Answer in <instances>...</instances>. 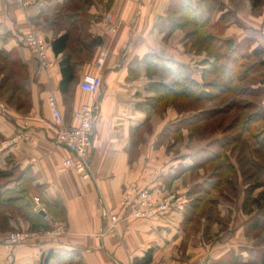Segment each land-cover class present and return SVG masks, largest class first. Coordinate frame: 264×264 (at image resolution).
Instances as JSON below:
<instances>
[{"label": "crops", "instance_id": "obj_1", "mask_svg": "<svg viewBox=\"0 0 264 264\" xmlns=\"http://www.w3.org/2000/svg\"><path fill=\"white\" fill-rule=\"evenodd\" d=\"M221 1L224 9L216 12L215 19L223 12L230 15L222 22L218 38L235 44L250 39L251 48L264 49V1L259 13V4L253 7L250 0H241L237 6L231 0ZM22 2L0 0V98L9 112L0 113V264H52L60 252L75 255L79 264H141L146 254L151 255L147 264H192L197 260L258 264L263 240L257 232L264 217L258 208L261 197L257 188L245 196L241 190L232 202L227 191L232 186H222L210 194L215 201L211 211L201 214L200 207L192 218H185L196 191L213 178L210 159L221 132L198 138L189 137V130L181 128L179 138L166 135L168 125L192 119L197 111L178 112L169 106L147 119L139 106L154 95L148 89L151 83L160 81L148 76L145 55L182 63L197 81L209 67L210 58L206 63L204 54L189 51L182 30L169 28L167 16L179 6V0ZM108 11L118 23L114 35L104 29ZM32 26L45 35L53 62L48 69L39 67L25 45L24 36ZM62 34L68 35L67 47L56 55L51 42ZM102 51L104 61L97 68ZM64 56L75 63L68 102L59 89V63ZM193 64L196 75L189 70ZM86 74L99 79L93 94L78 87ZM174 81V75L162 80L165 85ZM257 85L263 93L259 107L264 108V83ZM49 96L55 98L68 124L75 123L73 113L82 105L92 99L96 103L89 180L61 164L70 153L50 128ZM24 123L31 139L13 141ZM144 189L153 198L174 194L176 200L164 213L147 219L129 217L122 209L123 193L136 195ZM33 197L41 199V213L33 210ZM106 213L119 216L114 228ZM57 223L64 226V233H47L18 244L12 249V260H7L1 240L9 231H46ZM49 251L52 255L46 258Z\"/></svg>", "mask_w": 264, "mask_h": 264}, {"label": "trees", "instance_id": "obj_2", "mask_svg": "<svg viewBox=\"0 0 264 264\" xmlns=\"http://www.w3.org/2000/svg\"><path fill=\"white\" fill-rule=\"evenodd\" d=\"M251 3L254 7L255 1ZM223 9V5L218 2L215 11H223ZM228 14V11L223 12L216 20H212L213 15L210 12L200 11L189 3H179V6L167 16L169 28H179L184 32L190 44V52L197 55L204 54L206 63L210 58L209 67L201 71L198 81L191 77L182 63L154 54H147L144 58L148 76H156L160 80L151 83L148 88L154 95L139 105L146 113L147 119L153 113L161 114L169 106L178 112L197 111L196 115L191 116L192 119L166 127V135L170 134L176 138H179L181 128L189 130V137L207 138L214 129L221 127L222 137L210 159L213 178L206 187L196 191L191 201L190 213H185L187 220L192 218L200 207L201 214L211 211L215 201L210 199V194L219 191L222 186H232L237 176V169L230 158L232 148L229 144L238 136L234 135L230 138L225 132H232L235 129L236 132L252 133L255 124L262 120L264 115L260 107L258 110L246 112L251 104L250 101L238 103L242 96L254 97L261 91L259 85H255L264 83V77L255 82L257 80L255 76L258 68H263L261 73L264 74V59H261L264 49L259 46L251 48L250 39H243L235 44L232 40L218 38L217 34L223 27L222 22L228 18ZM67 43V34L58 36L51 42L53 52L56 55L64 53ZM252 58L255 60L250 62ZM59 64L61 71L59 89L64 102H68L71 96V84L75 78V63L70 56H64ZM169 75H174L175 81L171 85H165L162 80ZM206 102H217L220 105L205 108ZM231 112H234L231 121L222 126L225 116ZM247 202L251 203L253 200L247 199ZM256 226L253 225L252 228ZM261 229L264 230V225ZM50 255H52L51 251L46 254V258ZM150 259L151 255L146 254L139 262L147 264ZM257 261L258 264H264V253L258 254ZM52 264L79 263L75 255L60 252L54 255Z\"/></svg>", "mask_w": 264, "mask_h": 264}, {"label": "built area", "instance_id": "obj_3", "mask_svg": "<svg viewBox=\"0 0 264 264\" xmlns=\"http://www.w3.org/2000/svg\"><path fill=\"white\" fill-rule=\"evenodd\" d=\"M30 0H23L22 4L27 5ZM104 29L114 35L118 29V23L114 20L112 12L108 11L104 15ZM27 49L37 60L41 69H48L53 62L47 54V42L43 30L37 26H32L24 36ZM105 51H102L97 60L96 67L100 68L104 61ZM99 79L96 75L86 74L78 83V87L89 93L96 92ZM50 109V128L55 133L57 140L62 143L69 151L70 155L62 159L61 164L65 168L73 169L84 180L92 178L90 167V155L93 144V133L95 128V109L96 103L92 99L82 105L73 113L75 123L68 124L64 121L59 110L58 104L53 96L47 99ZM0 113L9 114L6 102L0 98ZM31 139V131L27 123H24L15 133L13 141H26ZM174 194H170L162 199L153 198L146 189L132 195L130 191H125L122 196V209L126 210L127 215L132 218L147 219L153 215L164 213L170 206L171 201H175ZM32 208L36 212L43 210V203L39 197H33ZM110 227L114 228L119 216L106 213ZM64 233L63 225L52 224V229L41 230H14L9 231L1 240L2 245L7 249V260H12V249L21 243H29L35 238L47 233ZM192 264H204L202 260H197Z\"/></svg>", "mask_w": 264, "mask_h": 264}, {"label": "rangeland", "instance_id": "obj_4", "mask_svg": "<svg viewBox=\"0 0 264 264\" xmlns=\"http://www.w3.org/2000/svg\"><path fill=\"white\" fill-rule=\"evenodd\" d=\"M240 1L241 0H231L232 4L233 5L235 4L234 6H237V4L240 3ZM250 1H253V0H250ZM254 1H255V6L259 4L258 13L261 12L262 11L261 7H262L264 0H254ZM218 2L221 3L224 7V4L222 3L221 0H199V1L198 0L197 1L179 0V3H189L192 6H195V8L200 11H204L205 13L210 12L213 15L212 20H216L215 16H216V12L218 11H215V9L216 7H218ZM256 12L257 11H255L254 13ZM184 49H185L184 51H186V54H188L186 50V46ZM191 60L192 59H190L189 61ZM253 60L255 59L254 58L250 59V62ZM194 64L193 66L189 67V70H191L193 75H196L197 71L195 70L196 67L194 66ZM262 69L263 68L257 69L256 71L257 75L255 76L257 80L256 81L254 80L255 82H258V79L264 77V74L261 73ZM243 101H250L251 103L250 106L247 107L246 112L258 110L259 109L258 107L261 105V102L263 101V93L259 92L254 97L252 96L247 97L246 95L242 96V98L239 99L238 103L243 104L244 103ZM215 105H220V104H218L217 102H206L204 104L205 108H211V107H214ZM261 108L262 107H260V109ZM187 112H191V110ZM261 112L264 113V108H262ZM233 114L234 112H231L225 116L224 123H222V126L227 125L231 121ZM262 118L263 119L261 121L255 124L252 130L254 132L252 133H250L249 131L236 132L235 129H233L232 132L226 131L225 133L227 137L230 136V138L233 137L234 135L239 136V138L237 139V142L231 144L232 152H231L230 158H231L232 163L234 164V167H236L238 171L237 176L233 181L232 189L227 190L233 196L231 201L232 202L234 201V199L237 197V194L238 196L240 195L241 190L243 191V196H245L248 193H250V190L257 188L259 191L258 194L261 197V200L258 201V206H259L258 208H260L261 215L264 217V115ZM220 132L222 134L221 127H218L216 130L214 129L209 134V136H211L212 134L219 135L218 133ZM232 141L235 142L236 140L235 141L232 140ZM236 153L240 155L237 156ZM233 154H235L236 157ZM243 158L244 160L241 161V159ZM245 165L248 167H246ZM253 169H258L259 173L255 172ZM251 172L253 173L249 175ZM252 176L254 177L252 178ZM248 178L250 180H248ZM251 181L253 184L249 185L248 183ZM234 185L237 188L233 187ZM246 189L248 191H246ZM215 194L216 196H219L217 192ZM226 195L228 196V193ZM227 215L230 216V213H228ZM257 233H258L257 236H259L260 241H261V238L263 240L261 241L262 243L259 244V246L261 247V251L258 254H260V253H264V243H263L264 242V230L261 229Z\"/></svg>", "mask_w": 264, "mask_h": 264}, {"label": "water", "instance_id": "obj_5", "mask_svg": "<svg viewBox=\"0 0 264 264\" xmlns=\"http://www.w3.org/2000/svg\"><path fill=\"white\" fill-rule=\"evenodd\" d=\"M39 213H41V211Z\"/></svg>", "mask_w": 264, "mask_h": 264}]
</instances>
